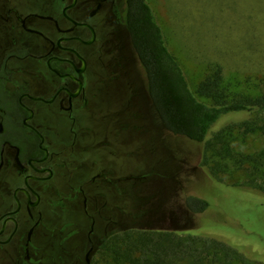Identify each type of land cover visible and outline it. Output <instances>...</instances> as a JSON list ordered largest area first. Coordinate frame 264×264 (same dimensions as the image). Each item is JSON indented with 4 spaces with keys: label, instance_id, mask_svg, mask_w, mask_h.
Masks as SVG:
<instances>
[{
    "label": "flooded vegetation",
    "instance_id": "flooded-vegetation-1",
    "mask_svg": "<svg viewBox=\"0 0 264 264\" xmlns=\"http://www.w3.org/2000/svg\"><path fill=\"white\" fill-rule=\"evenodd\" d=\"M126 7L0 0V264H91L121 230V201L138 206V176L97 158L111 149L104 132L93 139L123 128L109 112L114 83L129 78Z\"/></svg>",
    "mask_w": 264,
    "mask_h": 264
},
{
    "label": "rangeland",
    "instance_id": "rangeland-1",
    "mask_svg": "<svg viewBox=\"0 0 264 264\" xmlns=\"http://www.w3.org/2000/svg\"><path fill=\"white\" fill-rule=\"evenodd\" d=\"M146 2L153 11L169 52L180 65L190 90L196 89L209 66L215 63L222 65L226 77L238 82L244 90L248 88L246 82L256 83L257 77L262 73L264 75V0ZM121 42L125 44L123 54L127 59L130 79L114 83L116 93L109 115L112 119L113 113L122 112L121 116L117 114L116 117L121 121L122 127H126L120 131L113 124L101 131L95 128L96 135L93 137L96 141H101L107 136L112 142L111 149L98 150L97 158H102L107 166H117V171H131L139 178L134 189L138 206H129L128 200L121 201L126 204L122 206L121 230L135 228L184 232L191 230L205 218L217 217L214 207L203 215L188 212L186 199L189 197L209 199V206H257L251 200L240 199L236 189L211 184L207 180L208 174L201 167L204 145L174 136L159 123L146 90L144 71L126 34H123ZM248 77L250 81H246ZM104 114L107 116L108 112L96 114L97 127L109 123V118H103ZM249 117L246 112L223 116L211 128L207 139L230 124ZM115 131L118 132L117 139L113 138ZM100 132H104L105 136ZM230 138L227 137L233 152L247 154L264 147L262 139L237 137L233 142ZM211 162V166L218 164L217 169L220 171V165L226 163L219 156L211 157ZM229 166V172L220 173V177L226 184L243 185L244 174L232 171L230 164ZM249 211V216L254 220L251 228L264 240V209L254 207ZM219 217L225 218L223 214ZM110 230L108 229L109 232Z\"/></svg>",
    "mask_w": 264,
    "mask_h": 264
},
{
    "label": "trees",
    "instance_id": "trees-1",
    "mask_svg": "<svg viewBox=\"0 0 264 264\" xmlns=\"http://www.w3.org/2000/svg\"><path fill=\"white\" fill-rule=\"evenodd\" d=\"M124 22L159 123L174 136L204 145L201 167L211 184L236 189L240 199L257 206H209V199L189 197L188 212L203 215L214 207L217 217L205 218L184 232L135 228L113 232L103 239L91 264H264V240L251 228L254 220L249 216L254 207L264 209V147L247 154L233 152L227 139L264 140L263 73L256 83L246 82L244 90L215 63L196 89L190 90L146 0H127ZM238 112L248 113L249 119L230 124L207 139L219 119ZM210 156L226 161L219 164L221 171L218 164L210 165ZM229 164L232 171L244 174L243 185L226 184L220 177V173L229 172ZM221 214L225 218H220Z\"/></svg>",
    "mask_w": 264,
    "mask_h": 264
}]
</instances>
